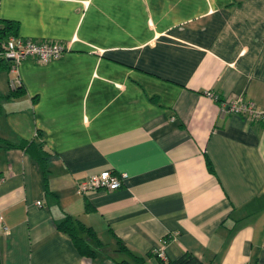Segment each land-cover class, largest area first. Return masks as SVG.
Instances as JSON below:
<instances>
[{
	"label": "crops",
	"instance_id": "1",
	"mask_svg": "<svg viewBox=\"0 0 264 264\" xmlns=\"http://www.w3.org/2000/svg\"><path fill=\"white\" fill-rule=\"evenodd\" d=\"M0 20L72 44L24 60L19 96L0 63L2 264H119L120 242L162 264L164 241L166 260L264 264V118L221 106L264 111V0H0ZM38 133L55 155L47 187L6 148ZM106 169L128 174L119 189L80 191ZM67 215L105 249L83 254L58 228Z\"/></svg>",
	"mask_w": 264,
	"mask_h": 264
},
{
	"label": "built area",
	"instance_id": "2",
	"mask_svg": "<svg viewBox=\"0 0 264 264\" xmlns=\"http://www.w3.org/2000/svg\"><path fill=\"white\" fill-rule=\"evenodd\" d=\"M72 47L71 42H60L53 40L36 41L30 38H24L18 35L10 36L5 42L0 43V58L9 61V71L15 74L10 83L13 89L20 84L19 65L27 59H35L40 63H47L62 57ZM103 53L104 50L99 49ZM216 99H219L215 96ZM222 110L225 112L239 113L253 119L264 118V111H259L256 104L252 101H245L241 97H233L221 100ZM126 172L116 173L110 169L102 170L91 174L79 184L82 193L90 190H108L119 189L127 179ZM41 205V202H38ZM0 221L3 216L0 212ZM163 244L153 249V252L161 259L166 260Z\"/></svg>",
	"mask_w": 264,
	"mask_h": 264
},
{
	"label": "trees",
	"instance_id": "3",
	"mask_svg": "<svg viewBox=\"0 0 264 264\" xmlns=\"http://www.w3.org/2000/svg\"><path fill=\"white\" fill-rule=\"evenodd\" d=\"M17 30L18 24L16 22L12 20H0V43L5 42L12 35H17ZM4 61V59L0 58V63L3 64ZM23 93V83L12 91L13 96H19ZM40 138L41 134L38 133L37 137L32 141H22L20 144L7 142L6 148H22L29 153L41 166L47 187L48 165L53 159H55V155L50 154L45 149L44 142L40 140ZM58 228L68 233L73 238L81 252L85 255H90L94 258L100 250L105 249V244L100 240L96 232L91 227L84 224L81 220L76 219L71 215H67L63 221L58 223ZM119 251L123 252L127 256L118 260L117 262L119 264H145L146 262L145 256L137 255L122 242H120ZM161 260L162 264H204L199 257L191 253H186L176 260ZM0 264H2L1 254Z\"/></svg>",
	"mask_w": 264,
	"mask_h": 264
},
{
	"label": "rangeland",
	"instance_id": "4",
	"mask_svg": "<svg viewBox=\"0 0 264 264\" xmlns=\"http://www.w3.org/2000/svg\"><path fill=\"white\" fill-rule=\"evenodd\" d=\"M120 257H123V256H120Z\"/></svg>",
	"mask_w": 264,
	"mask_h": 264
}]
</instances>
